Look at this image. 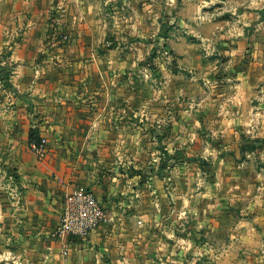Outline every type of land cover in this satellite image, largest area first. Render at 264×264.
Segmentation results:
<instances>
[{
    "label": "crops",
    "instance_id": "1",
    "mask_svg": "<svg viewBox=\"0 0 264 264\" xmlns=\"http://www.w3.org/2000/svg\"><path fill=\"white\" fill-rule=\"evenodd\" d=\"M65 3L0 0V67L6 72L7 66L12 67V86L7 85L15 92L9 100L8 91H1L0 85V264H236L229 258L232 246L220 250L219 244L226 242L219 240V230L206 227L208 220L215 221L212 213L200 217L194 212L198 198L182 187L184 181L179 174L175 177L176 171H170L165 180H154L150 187L145 167L139 166L132 153L129 156L133 148L122 147L124 140L138 137L133 129L138 122V103L133 102L136 95L131 90L132 82L126 85L117 78L127 76L128 69L120 65L123 58L96 52L85 69H54L62 73L60 76L65 70L80 74L82 84L78 86L48 84L38 78L43 75L45 57L52 61V57L66 52L73 58L77 39H52V10ZM58 42L68 44L51 51L49 47ZM173 42V48L182 51V56L186 54L185 60L192 68L191 61L195 65L200 58L196 46L184 48ZM224 54L233 58L238 53ZM108 61H112V67H106ZM109 75L114 77L112 81ZM201 76L207 78L205 73ZM190 80L198 83L194 77ZM245 80L235 88L242 93L243 86H248L250 98L253 84L250 77ZM208 88L218 93L202 96L201 101L194 98L200 116L191 120L196 125L202 119L214 123L213 116L218 111L217 128L212 131L223 139H239L238 127L248 128L252 119L234 120L231 126L222 110L227 106L216 107V101L224 96L220 93L223 90H216L214 84ZM227 88L236 90L232 85ZM123 91H128L130 98L122 99ZM254 124L261 126L260 135L264 136V119H256ZM174 130L176 133L168 139L174 138L173 143L183 140L182 129L175 126ZM32 135L47 141L44 158L31 150ZM147 138L153 139V133L149 132ZM140 170L142 173L136 172ZM12 175L15 196L4 187ZM169 183L170 192L166 191ZM81 188L95 195L106 221L86 240L57 239L53 234L61 223L67 199ZM153 199L162 204L154 205ZM249 203L257 205L253 213L264 211L263 197H254ZM205 237L216 243H209Z\"/></svg>",
    "mask_w": 264,
    "mask_h": 264
},
{
    "label": "rangeland",
    "instance_id": "2",
    "mask_svg": "<svg viewBox=\"0 0 264 264\" xmlns=\"http://www.w3.org/2000/svg\"><path fill=\"white\" fill-rule=\"evenodd\" d=\"M65 1L66 5L52 10L51 19L55 22L52 39H77L73 58L66 52L63 57H52V61L45 57L43 75L38 78L48 84L78 86L82 84L80 74L65 70L60 76L62 73L54 69H85L96 52L123 58L120 65L128 69L127 76L117 78L126 85L132 82L131 90L136 95L133 102L138 103L135 112L138 122L133 129L138 137L124 140L122 147L133 148L129 156L132 153L139 166L145 167L150 187L154 180L166 178L170 171H176L175 177L179 174L184 181L182 187L198 198L194 212L200 217L212 213L215 221L208 220L206 227L219 230V240L226 242L219 244L220 250L232 246L229 258L235 259L236 264H264V211L253 213L252 208L257 205H252L254 201L251 206L249 203L254 197L264 198V136L260 135L261 126L254 124L256 119L260 122L264 119V0ZM173 41L184 48L196 46L200 58L195 65L191 61L192 68L185 60L186 54L182 56V51L174 49ZM56 44L49 47L51 51L68 42ZM83 49L85 54L81 57ZM225 52L238 54L231 58ZM111 62L106 67H112ZM0 68L1 91L7 90L12 100L15 92L7 83L12 79L13 69L7 66L6 72L4 67ZM201 73L207 74V78H201ZM192 77L198 83L191 81ZM246 77L253 84L250 98L248 86H243L242 93L235 88ZM109 79L112 81L114 77L109 75ZM210 84L223 90L220 93L224 96L216 101V107L227 106L222 110L231 126L234 120L252 119L248 128L238 127L239 139H223L212 131L218 124L217 110L214 123L202 119L196 125L191 120L200 116L194 98L201 101L202 96L213 97L218 93L208 88ZM230 85L236 90L225 89ZM121 98H130V93L123 91ZM182 118L185 119L177 124ZM175 126L183 131V140L177 143H173L174 138L168 139L176 133ZM149 132L153 133V139L147 138ZM12 186L9 179L4 184L15 196L16 187ZM171 187L169 183L166 191L170 192ZM168 202L174 205L172 198ZM153 203L161 205L162 201L153 199ZM204 239L216 243L209 237Z\"/></svg>",
    "mask_w": 264,
    "mask_h": 264
},
{
    "label": "built area",
    "instance_id": "3",
    "mask_svg": "<svg viewBox=\"0 0 264 264\" xmlns=\"http://www.w3.org/2000/svg\"><path fill=\"white\" fill-rule=\"evenodd\" d=\"M31 150L41 158L46 156L47 141L40 139L31 143ZM15 183V177H10ZM106 221V213L95 195L88 190H79L67 199L61 223L53 236L62 241L69 238L86 240L92 232Z\"/></svg>",
    "mask_w": 264,
    "mask_h": 264
},
{
    "label": "trees",
    "instance_id": "4",
    "mask_svg": "<svg viewBox=\"0 0 264 264\" xmlns=\"http://www.w3.org/2000/svg\"><path fill=\"white\" fill-rule=\"evenodd\" d=\"M37 140H39V139H37V138L35 137V135H32V139H31V141L34 142V141H37Z\"/></svg>",
    "mask_w": 264,
    "mask_h": 264
}]
</instances>
